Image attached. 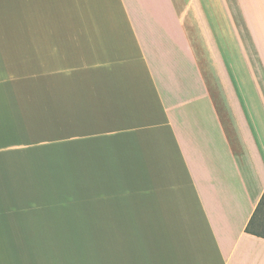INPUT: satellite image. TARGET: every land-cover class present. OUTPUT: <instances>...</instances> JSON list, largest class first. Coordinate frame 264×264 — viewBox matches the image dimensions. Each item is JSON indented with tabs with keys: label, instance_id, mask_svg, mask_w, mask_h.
Instances as JSON below:
<instances>
[{
	"label": "crops",
	"instance_id": "crops-1",
	"mask_svg": "<svg viewBox=\"0 0 264 264\" xmlns=\"http://www.w3.org/2000/svg\"><path fill=\"white\" fill-rule=\"evenodd\" d=\"M264 0H0V264H264Z\"/></svg>",
	"mask_w": 264,
	"mask_h": 264
},
{
	"label": "trees",
	"instance_id": "trees-1",
	"mask_svg": "<svg viewBox=\"0 0 264 264\" xmlns=\"http://www.w3.org/2000/svg\"><path fill=\"white\" fill-rule=\"evenodd\" d=\"M245 231L264 238V192L245 227Z\"/></svg>",
	"mask_w": 264,
	"mask_h": 264
}]
</instances>
